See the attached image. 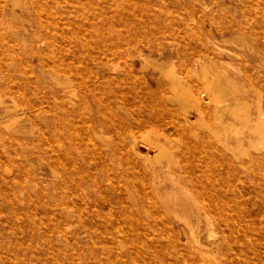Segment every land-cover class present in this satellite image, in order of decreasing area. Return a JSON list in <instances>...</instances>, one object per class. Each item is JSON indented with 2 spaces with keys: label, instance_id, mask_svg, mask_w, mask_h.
I'll use <instances>...</instances> for the list:
<instances>
[{
  "label": "rangeland",
  "instance_id": "1",
  "mask_svg": "<svg viewBox=\"0 0 264 264\" xmlns=\"http://www.w3.org/2000/svg\"><path fill=\"white\" fill-rule=\"evenodd\" d=\"M190 1L191 0H128L126 3V0H94L96 5L98 6V10L96 11V13L94 11L95 8L90 2L86 4L85 8L88 5L86 10L89 11V16L93 17L94 20L96 19L99 21L101 17L103 18V16H107V27L113 29L114 31H117V28L121 29V31L123 32L125 43H127L128 50L124 52L125 54L127 52V55H124L123 52H120L117 55H102V57L107 56L106 58H104L108 61L106 67H112V69L109 68L110 70H108L107 68V71L104 72L98 71V74L96 76L98 79L107 77L105 81L111 83L116 82L117 78L125 77V80H123L122 82H116L117 84L115 85V90H109L106 85H103L104 87H101L105 92H107L108 96L111 99V107L109 108V111L107 113V116L109 117H99L101 119L98 121V123H96L92 113L87 112L80 115L77 111V105L71 104L69 102L70 114L65 120V128L72 129V133L74 134L73 140H70L65 129H62L58 133V138H61L63 140L65 148L68 152L70 150L69 148H71L69 154L71 157L73 156V158H75L78 166L76 165L70 168L68 162L54 163L49 161L47 159L49 155L54 158H59L64 157L65 154H63V148H61L60 150H58L57 148L55 152L50 151V148H47L46 145L45 147L40 144L37 145V122L41 126H43L45 130H47V136L50 137L49 128L48 125H46L47 122L45 120H42L41 116L35 117L34 115L23 117L19 122L11 121L9 117L10 114L5 109L7 107H11L13 104H17L18 97L10 91L6 94V96L8 97H6L5 95L1 97L2 103H0V126L2 127H0V131L2 134H0V264H110L114 262V264H120V262L121 264H202L203 262H205L203 264H264V209L259 219H257L258 217L254 219L255 222H257V228L252 231L251 236L254 240H257L255 242H258V244L253 245V247L247 246L243 249H236V245L235 243H233V249L231 251H227V253L220 254L217 259L216 256H218V249L221 246V244L218 243L217 245L213 246V249H211L213 250V254H210L211 256L209 255L207 257L209 260L208 262L202 260L199 263H189L188 261H184L183 259H181L179 253H175L176 248L173 246L172 242L177 232H179L180 234L179 242H185V234L184 230H182L184 226L182 222L177 218L169 216L173 224L171 227H154V229L152 228L148 231L147 238L152 244V251L147 250L141 244L139 245V248H141L140 253L130 255L129 246L131 244H134V242L136 243V241H134L136 239V233L134 232L137 231H134L127 225H124L123 218L126 217V213L123 212H126V209L135 212L136 207H139L140 203V195H138L139 192L134 190L132 185L129 183L128 178H126V175H128L129 177L134 176V166H138L140 169L146 171L149 174L151 172L146 169L148 168L147 166H150L151 169H153L154 166L156 174L158 175V180H160L162 184V188L172 185V182L174 180L179 179V183L177 182V184L175 185L182 184L184 190L186 189L187 191L179 193V195L182 193L180 195L182 198L185 195H189L190 193H193L195 196H197V194L199 196H204L200 195L198 192L195 193V189L193 188H201V185H209L211 182L207 181L208 179L202 180L201 183L196 179L194 182L188 181V173L185 171L186 166H190L191 169L196 168L195 173L197 174L201 173V168L203 166L210 169V172L213 176H215L214 178L216 179V181L214 182L225 186L227 188L228 195L235 202L237 201L238 196V193L235 189L244 190L246 185L254 186L257 189V192H259V189L264 192V139H261L262 143H260L257 152L250 151V161L247 160L248 158H246V156H240L239 160L245 161L247 167L242 168V166H235L237 162L233 160L228 150L224 149L221 145V142L219 141H226L230 144L234 142L232 135L230 133H227L226 129L223 127L225 123L231 121L232 116L225 109H223V111H221L219 114L217 113V104L212 98V92L205 90V80L202 79L200 72V70L203 68L205 70L207 78L210 80H216L218 77L221 78L217 82L222 91L221 95L223 103L226 106L227 104H230V102L233 103L237 100L246 106V109L251 114V117H255L259 112L261 113V109H263L262 116L260 117L264 118V30H261V28L264 29V27H262L261 24L259 25L261 27H258V29H253L250 26L246 27L245 25L241 27L239 21L240 23L244 22V17L242 16L241 12L244 6L240 0H192L191 3ZM76 2L77 0H73L71 4L74 5V7H69L67 9L65 8L64 1L58 2L61 7L58 10V12H60L61 14L58 22H65L67 20L66 17H68V20L74 22L75 24L83 23V14L79 13V11L77 10ZM165 2H167L166 4H168L167 7L165 5ZM220 2L222 3L220 4ZM142 3L146 5H142ZM183 4L185 5V7ZM192 4L195 6H193ZM214 4H216L217 6ZM197 5L201 6L198 7ZM205 5H207L208 9L205 7ZM189 6L193 7L194 9L190 8ZM187 7H189V9ZM211 8H216V11L212 10ZM132 10L140 15L139 17H136L133 16V14H130L128 16V21L130 24L127 25L123 23L122 19L126 13H128L129 11L131 12ZM204 11L207 13H205ZM182 12L184 13L182 14ZM217 12H220L219 15L217 14ZM94 13L95 15H93ZM185 13H187L188 15H186ZM200 13L202 16L200 15ZM208 13L210 15L212 13V15L208 17ZM214 14L217 15L215 16ZM147 15L150 18H153V26L150 21L147 20ZM188 16H190L189 19L191 18L193 20L196 19V17L197 19L194 20L195 22L191 19V22H188ZM220 16L221 18H219ZM254 16L255 13L253 14V17ZM166 17L169 18L166 19ZM70 18H72V20ZM8 19L10 22L17 23L10 17H8ZM209 20L211 21L209 22ZM216 20H218V22ZM186 21L191 25L189 26ZM197 22L200 23L198 24ZM234 22L237 23V25ZM160 23H162L161 26H159ZM238 24L240 25L241 29L240 27L238 28ZM172 25L175 27H173ZM218 26L220 29L218 28ZM169 27L171 28L169 29ZM243 28L245 29L243 30ZM161 30H164V34ZM181 31L184 33H181ZM195 34L197 36H195ZM66 35L67 40L70 41L71 44H74L72 45V49H70L73 50L76 55L84 57V47H81L82 44L75 36V34L67 30ZM177 36L180 38V41ZM183 39H185L186 41H184ZM135 40L136 42L134 43ZM89 41H91V43ZM146 42L147 45H145ZM88 43L94 46L93 39L88 38ZM246 43L247 47L250 46L248 49L247 47H244ZM239 44L242 48L239 47ZM35 45L37 51H41V49L43 50L46 47L44 44L40 43H37ZM195 45L198 46L196 47ZM205 47H207L208 49H206ZM252 47L254 48V51ZM92 49L90 51L93 56L98 57L101 55L99 49ZM138 51L141 52L139 53ZM129 52L130 54H128ZM84 58L85 60H87V63H90V59H87L86 57ZM25 59L28 60L32 64V66H36V62L32 57L31 59ZM199 61L200 63H202H198ZM110 63L112 64V66ZM113 64H115L116 67ZM245 64L247 66H245ZM173 65L175 68L173 67ZM142 66L144 68H142ZM139 67L141 69H139ZM38 69L40 68L34 69L33 73L36 74ZM174 69L175 72L173 71ZM170 70L173 72L174 81L176 83H179L191 97L195 98L194 96H196V100L194 99V102L196 103H194V107L186 106V101L184 100V98L177 96V90H175V88L177 89L178 87L173 88L172 86L171 78L168 75V72ZM101 73L104 74L101 75ZM11 74L14 79L21 78L18 74H13L12 72ZM177 76L181 79H179ZM69 78L71 79V75H69ZM198 78H201L202 80ZM241 80H244L243 83H241ZM43 81H45V88H47L49 82L46 79H44ZM2 82L3 78L0 74V86L2 85ZM235 82L237 85L235 84ZM69 84L71 85V87L74 86L73 82ZM129 84L131 86H128ZM134 84H136L137 86H134ZM241 86L243 88H241ZM125 87L126 89H124ZM127 90L129 91L127 92ZM131 90L133 91L131 92ZM137 91H139V93ZM129 92L131 93L129 94ZM47 93H50V89H48ZM136 93L137 97L135 96ZM137 99H139V101ZM113 106L114 108H112ZM261 106H263V108ZM195 107L199 109V113L197 110H195ZM149 114H151L152 117L151 122L148 121L146 123H142L141 121H137L135 119L137 116H142L143 119L146 120ZM199 117H201V119L204 118L203 124L198 120ZM29 119L31 124H29ZM82 120L85 122L83 123ZM5 121L10 123H5ZM115 121L125 123L128 122L133 125V132L135 131L134 135L137 140L135 139V143L131 148L128 147V124H126L127 126L124 130L125 137L123 136V138L121 135L115 134ZM3 122L5 123V125L3 124ZM94 124L98 125L95 126ZM6 125H8L9 128H4L8 127ZM19 125L24 126V128H22V131H20L23 136L19 131H16V133H19L20 135L16 134V136L15 134H13L14 130L18 129ZM23 131L25 132V134L23 133ZM87 132H90L92 135H89ZM12 135L14 136L12 137ZM30 137L33 139H31ZM14 138L17 140V142ZM89 139L95 142H93L95 144V147L92 146L94 144H92V141H90ZM49 140L51 141V143H53L51 138H49ZM85 140L88 143L87 145L85 143ZM20 142L23 143L21 144V146H19ZM25 142L26 150L24 146ZM153 142L158 143L166 153V156L159 158L158 161L153 160V155L157 152V148L153 146ZM112 143H116L120 150H122V153L118 152L117 154V151L109 150L108 144ZM77 144L80 146L79 150L76 149L78 146ZM261 144L263 146H261ZM93 148L95 150H93ZM97 150L98 152H100L97 153ZM78 151L84 154V156H82L84 158V162H79L80 154ZM135 152L137 153L135 154ZM57 153L59 155H57ZM127 153L129 155L132 154L134 157L132 155L129 156ZM4 154L6 156H4ZM28 154L32 155L33 166L30 165V162L25 163L24 161V157ZM117 156H119V158ZM126 156L129 157L130 160L131 157H133L132 162L126 161ZM145 156L149 158V160ZM103 157H105V160L103 159ZM115 157H117L118 159ZM9 158L12 159L10 160ZM40 158L42 160H40ZM145 159L146 161H144ZM35 160L37 161V163ZM248 161L250 163H248ZM40 163H42V165ZM85 163H88V165ZM36 164L38 165V167ZM66 167H69L71 169V171L75 175V179L77 180V182L85 187V192L83 193V201L81 204L83 210L82 213L85 216L84 218H91V220L93 219L94 223H96L98 227H101L100 230H93L89 237L83 232V228L80 226V223L75 222L77 218L72 217L69 218L68 221H63L62 224L64 227L68 225L67 231L65 233L66 243L63 242L65 240L56 242L55 236L52 237L51 243H47L41 238L40 234L42 231L49 229L52 222L47 220V218L44 216V213L41 209V203H39V200L37 198V192L42 191L45 200L50 201V198H48V194L51 191L50 188L54 186H65V183H63L65 182L63 174L66 172ZM245 168H251V172H247ZM5 171H8V174ZM35 173L38 175H35ZM94 173L95 175L93 176L92 174ZM177 176H179V178ZM31 178L36 180L37 184L39 183L38 180L41 179L39 180L40 183L38 185H33V183L31 184ZM152 179L153 176L150 175V181H152ZM14 180H16L17 182ZM44 182L46 186L43 185ZM136 183L138 184L137 180ZM110 187L112 190L110 189ZM19 190H21V192ZM27 190L29 191V193ZM99 191H101L102 193ZM162 196L166 197V194L163 193ZM30 202H34L36 204L37 213H32L29 211L28 205L30 204ZM123 203L125 206L123 205ZM109 209H111L112 213ZM85 212L87 214H85ZM112 215L114 216V218H112ZM210 219L211 220H209L208 222L203 219L202 224L204 226L207 225V227L209 226L215 228L216 225L214 220L212 218ZM145 221L151 222V219L146 218ZM209 222H211L213 225H208ZM114 223L118 226H116ZM121 226L123 227V230L121 229ZM124 226L128 227V229ZM44 227L47 229H45ZM119 229L120 231H117ZM130 229L131 231H128ZM141 229L142 227L139 228V230ZM115 231L117 232V234H115ZM130 234H132V236L129 237L128 235ZM122 236H124L125 240L127 239V244H124V242L121 240ZM112 243H114V245ZM91 244L98 252H102L100 254L101 257L104 258L103 261H96L93 258L91 251L88 249V246H90ZM111 245L113 247L116 246V249ZM75 246L77 248H75ZM80 248H82L83 253H80ZM58 250L62 253L60 252L59 254ZM140 254H142L143 257ZM161 254H164V256H162ZM175 254L177 255V258H175ZM114 255L116 256L114 257ZM109 256L111 257V259ZM132 256L134 257L131 258ZM113 259L115 260L113 261Z\"/></svg>",
  "mask_w": 264,
  "mask_h": 264
},
{
  "label": "bare ground",
  "instance_id": "2",
  "mask_svg": "<svg viewBox=\"0 0 264 264\" xmlns=\"http://www.w3.org/2000/svg\"><path fill=\"white\" fill-rule=\"evenodd\" d=\"M59 1H64L66 9L69 8V7H74V5L71 4V2L73 0H0V45H2V46H0V74H1V77L3 78L2 85L0 86V103H2L1 97H3V95L6 96V94L9 93V91H10L11 93L15 94L18 97L17 104H13L11 107H7L5 109L7 112H9L10 116L9 115L8 116L10 117L11 121L19 122L23 117H27V116H31V115H34L35 117L36 116L37 117L41 116L42 117L41 119L45 120L47 122L46 125H48L50 137L47 136V132H46L47 130H45L43 128V126H41L37 122V129H38L36 131L37 132V134H36L37 135V145L40 144L43 147H45V145H46L47 148L48 147L50 148V151H55V152H56L57 148H58V150L63 148L64 149V153L63 154H65L64 157L54 158V157L49 155L47 157V159L49 161H51V162H54V163H57V162L67 163L68 162L69 167L71 168L72 166H76V165L78 166V163L75 161V158H73V156L71 157L70 154H69L71 148H69L70 150L68 152L67 149L65 148L63 140L61 138L60 139L58 138V133L62 129H65L67 131V135L70 138V140L71 139L73 140V135L74 134L72 133V129L65 128V126H66L65 120L67 119V116L70 114L69 113L70 103L74 104V105H77V111H78V113L80 115H82L83 113H87V112L92 113L93 117L95 118L96 123H98V121L101 119L99 117H104V118L109 117V116H107V113L109 111V108L111 107L110 106L111 99L108 96L107 92H105L103 90V88H101V87H104L103 85H106V87L109 90L110 89L115 90V88H116L115 85L119 81L122 82L123 80H125V77L117 78V81H116L117 83L116 82L111 83V82L105 81L107 77H102V78L98 79L96 76L98 74V71H103L104 72V71H107V68H108V67H106V64L108 63V61L104 59L107 56L106 57H102V55H105V54L106 55H117L120 52L124 53L128 49H127V43H125L123 32L121 31V29L117 28L116 29L117 31H114L113 29H110L109 27H107V19H106L107 16H103V18L101 17V19H99V21L96 20V19L94 20L93 17L89 16L90 13H89L88 10H86L88 5H87L86 8H85V6H86V4L88 2H90L93 5V7L95 8L94 11L96 13V11L98 10V6L94 2V0H77V2H76L77 3V6H76L77 10L79 11V13L83 14L82 15L83 16V20H82L83 23L82 24H75L74 22L69 21L68 17H66L67 20L65 22H58L59 18H60V15H61L60 12H58V10L61 8L60 5L58 4ZM127 1L128 0H126V3H127ZM240 1L243 3V6H244L242 8V11H241L242 12V16L244 17V22L240 23V21H239V24L241 25V27L243 25H245L246 27L250 26L253 29H258V27H261V26L264 27V0H254V1H252V0H240ZM191 2H192V0L190 1V3ZM166 3L167 2H165V5L167 7L168 4H166ZM221 3L222 2H220V4ZM204 4H205V2H204ZM142 5H144V3H142ZM214 5H216V4H214ZM191 6H189V7L193 8ZM193 6H195V5H193ZM200 6L201 5H199L198 7H200ZM184 7H185V5H184ZM189 7H187V8L189 9ZM205 7L207 8V5H205ZM132 9H133V7H132ZM215 9H212V10H215ZM95 13L93 15H95ZM152 13H154V12H152ZM183 13L184 12H182V14ZM205 13H207V12H205ZM219 13L217 12L218 15H219ZM254 13H255V16L253 17ZM130 14H133V16H136V17H139V15H140V14L138 15L137 13H135L133 10L131 12L129 11L128 13H126L123 16V19H122L123 23H125L127 25L130 24L129 21H128V16ZM185 14L188 15L187 13H185ZM217 14H214V15L216 16ZM233 14H234V11H233ZM233 14H231V15H233ZM200 15H201V13H200ZM211 15H212V13H211ZM211 15L209 14L208 17H210ZM72 16H74V15H72ZM190 16H188V20H187L188 22H191V20H192L191 18H190L191 20L189 19ZM8 17H10L12 20L16 21L17 23L10 22ZM169 17H166V19L169 18ZM192 18H194V17H192ZM219 18H221V16ZM70 19L72 20V18H70ZM196 19H197V17H196ZM196 19H193L192 21H194ZM147 20L150 21V23L153 26V18H150L148 16ZM211 20H209V22ZM216 21L218 22V20H216ZM188 22H187V24L190 26L191 24H189ZM179 23H181V22H179ZM161 24L162 23H160L159 26H161ZM235 24L237 25V23H235ZM239 24H238V28L240 27ZM260 24H261V26H259ZM149 26H150V24H149ZM117 27H119V26H117ZM173 27H175V26H173ZM241 27H240V29H241ZM170 28L171 27H169V29ZM218 28H219V26H218ZM161 29H163V28H161ZM244 29L245 28H243V30ZM67 30L72 32L73 34H75V36L81 42V44H82L81 47H84V49H83L84 53H85L84 57H86L87 59H90L91 60L90 63L89 62L87 63V60H85L84 57L76 55L74 53V51L71 50L72 49V45H74V44H71V42L67 40V35H66ZM261 30H264V29L261 28ZM161 31L163 32L164 30H161ZM219 31H221V30H219ZM181 33H184V32L181 31ZM163 34H164V32H163ZM196 34H195V36H197ZM261 37H262V35H261ZM88 38L93 39L94 46H92V45H90L88 43ZM181 39H182V37H181ZM198 39H199V37H198ZM183 40L186 41L185 39H183ZM179 41H180V38H179ZM89 42L91 43V41H89ZM135 42H136V40L134 41V43ZM37 43L44 44L46 46L45 49H43V50L41 49V51H39V50L37 51L36 47H35L36 46L35 44H37ZM240 44H239V47H240ZM145 45H147V42H146ZM198 45H195V46L197 47ZM245 45H244V47H247V43ZM81 47H79V48H81ZM249 47H247V49ZM92 48L99 49L101 55L98 56V57L93 56L91 51H90ZM205 48L208 49L207 47H205ZM240 48H242V47H240ZM140 50H141V48H140ZM92 51H93V49H92ZM253 51H254V48H253ZM94 52H95V50H94ZM128 54H130V52ZM124 55H127V52H126V54L124 53ZM31 57L36 62V66L35 67L32 66V64L28 60L25 59V58H30L31 59ZM145 61H146V59H145ZM221 62H222V60H221ZM198 63H200V61ZM113 65L116 67L115 64H113ZM111 66H112V64H111ZM245 66H247V65L245 64ZM140 67H139V69H141ZM173 67H174V65H173ZM36 68H40V69H38L37 73L34 74L33 70L36 69ZM109 68H108V70L112 69V67L110 69ZM142 68H144V67L142 66ZM195 68H196V66H195ZM249 68H252V67H249ZM173 71L175 72V69ZM11 72L13 74H18L21 78H17L16 77L18 80L14 79L13 76H11L12 75ZM197 72H198V70H197ZM200 72H201L202 79L205 80L204 81L205 90L212 92V95H213L212 98L215 101V103L217 104V108H216L217 109V113L219 114L221 111H223V109H225L232 116L231 121H228L227 123H225L223 125V127L226 129L227 133H230L232 135V137L234 139V142L232 144H230V143H227L226 141H221V140H219V141L221 142L222 147L224 149L228 150V152H229L230 156L233 158V160L237 162V164H235V166H242V168L243 167H247L246 164H245V161L239 160V158H240L241 155H244V156H246V158H248L247 160L250 161L251 160L250 151H252V152L256 151L257 152L260 143H262L261 139L262 138L264 139V118L260 117V116H262L263 109H261L262 110L261 113L259 112L255 117H251V114L246 109V106L243 103H240L237 100L234 101L233 103L230 102V104H227V106H226L223 103L222 95H221L222 91H221V89H220V87L218 85V82H217L221 78L218 77L216 80H213V79L210 80V79L207 78V76L205 74V70L203 68L200 70ZM102 74H104V73H101V75ZM69 75H71V79L69 78ZM168 75L171 78L173 88L178 87L177 89L175 88V90H177L176 91L177 96H180V97L184 98V100L186 101V106H188V107L193 106L194 107V105L196 104L194 102L196 100L195 99L196 96H194L195 98L191 97L188 94V92L179 83H176L174 81V75H173V72L171 70L168 72ZM214 76H215V74H214ZM187 78H189V77H187ZM235 78H237V77H235ZM44 79H46L49 82V85H47V88H45L46 85L44 83L45 81H43ZM179 79H181V78H179ZM198 79H201V78H198ZM241 81H242L241 83H243L244 80H241ZM71 82H73V84H74L73 87H71V85L69 84ZM260 83H262V82H260ZM235 84H236V82H235ZM135 85L136 84H134V86ZM128 86H131V85L129 84ZM236 88H237V86H236ZM241 88H243V87L241 86ZM48 89H50V93H47ZM124 89H126V87ZM134 90H136V89H134ZM128 91L129 90H127V92ZM132 91L133 90H131V92ZM131 92H129V94ZM137 92L139 93V91H137ZM120 93H121V91H120ZM110 94H112V93H110ZM114 95H115V93H114ZM123 95H125V94H123ZM77 96H78V98H77ZM135 96L137 97V93H136ZM202 96H203V94H202ZM6 97H8V96H6ZM126 97H128V96H126ZM120 98H121V96H120ZM133 98H134V96H133ZM11 99H12V96H11ZM137 100L139 101V99H137ZM147 100H148V98H147ZM13 101H14V98H13ZM126 104H127V102H126ZM100 106H101V108H100ZM261 107L263 108V106H261ZM112 108H114V106ZM186 109H188V108H186ZM195 110H197L198 113H199V109L198 108H196ZM121 112H122V110H121ZM29 113H32V114H29ZM4 117H6V116H4ZM135 119L137 121H141L142 123H146L148 121L151 122L152 117H151V114H149L147 116L146 120H144L142 116H140V117L137 116ZM203 119H201V117L198 118V120L202 124H203ZM7 120H8V118H7ZM6 121H5V123H10V122H6ZM84 122L85 121H83V123ZM5 123L3 122L4 125H5ZM14 124H16V123H14ZM29 124H31L30 123V119H29ZM115 124H116L115 125V134L116 135H121L122 137L123 136L125 137V133H124L125 131L124 130H125V127L127 126L126 124H128V127H127V130H128L127 133H128V137H129V146L128 147L131 148L134 145L135 139H136V137L134 135L135 131L133 132V125L128 123V122L125 123V122H120V121H115ZM94 125L96 126L98 124H94ZM6 126H8V125H6ZM0 127H2V126H0ZM4 128H9V126L8 127H4ZM22 128H24V126L19 125L18 129H15L14 130L15 133L13 132V134L16 135L17 134L16 131H19V132L22 131ZM33 129H34V127H33ZM84 129H86V128H84ZM11 132H9V133H11ZM23 133L25 134L24 131H23ZM0 134H2L1 131H0ZM20 134H22V133L20 132ZM88 134L90 135L91 133L89 132ZM88 134H87V136H88ZM13 136L14 135H12V137ZM22 136H23V134H22ZM194 137H195V135H194ZM49 138L52 139L53 143H51ZM31 139H33V138H31ZM74 139H76V138H74ZM15 141L17 142L16 139H15ZM90 141H92V140H90ZM126 141H128V140H126ZM93 142L94 141H92V144L95 143V142L94 143ZM85 143H86V145L88 144L86 142V140H85ZM263 143H264V141H263ZM21 144H23V143L20 142L19 146H21ZM25 144H26V142L24 143L25 150H26V145ZM27 145H28V143H27ZM92 146L95 147V144L92 145ZM153 146L155 148H157V152L155 151L156 153L153 155V160L158 161L159 158H161L163 156H166V153L159 146L158 143L153 142ZM261 146H263V145L261 144ZM79 147L80 146L78 145L76 149L79 150L80 149ZM38 148H40V147H38ZM108 148L111 151L112 150L117 151V154H118V152L122 153V150H120V148L118 147V145H116V143L108 144ZM27 149H28V146H27ZM29 150H30V148H29ZM93 150H95V149L93 148ZM98 150H97V153L100 152V151L98 152ZM78 152L81 155V156L79 155V157H80L79 162L83 161L84 158L82 156H84V154L82 152H80V151H78ZM58 153H57V155H59ZM91 153H92V151H91ZM136 153L137 152H135V154ZM130 155H132V154H130ZM4 156H6V155L4 154ZM244 156H242V157H244ZM255 156H257V155H255ZM117 157L119 158V156H117ZM117 157H115V158H117ZM133 157H131V160H130V158L126 156L125 160L128 161V162H132V158ZM19 158H21V157H19ZM9 159L11 160L12 158H9ZM103 159L105 160V157H103ZM147 159L149 160V158H147ZM256 159H259V158H256ZM40 160H42V159L40 158ZM125 160H124V162H125ZM24 161H25V163L26 162H28V163L30 162V165L33 166V162H32L33 158H32L31 154L26 155L24 157ZM134 161H135V159H134ZM144 161H146V159ZM249 161H248V163H250ZM170 162H173V161H170ZM36 163H37V161H36ZM105 163H106V161H105ZM40 164L42 165V163H40ZM85 164L88 165V163H85ZM126 165H127V162H126ZM150 165H151V163H150ZM83 166H84V164H83ZM37 167H38V165H37ZM52 167H53V165H52ZM69 167H66V172L63 174L64 181H65L63 183H65V186L64 187L54 186L52 188L49 187L51 189V191L48 194V198H50V201L49 200H45V198L43 197V192L42 191L37 192L38 194L36 193L37 194V198L39 200V203H41V209H42V211L44 213V216L47 218V220L52 222V223L50 222L51 226L49 227V229L44 227L47 230L42 231L41 234H40L41 238L47 243H51L52 242V237H54V236H55L56 242L57 241H61V240H65L63 242L66 243V234L65 233L67 231V226L68 225L66 227H64L62 224H63V221H68L69 218H72V217H76L77 218L75 222L80 223V226L83 228V232L89 237L91 235V232H93V230H100V227H101V226L98 227L97 224L94 223L93 219L91 220V218H88V219L84 218L85 216L82 213L83 210H82L81 204H82V201H83V193L85 192V187H83V185H81L80 183L77 182V180L75 179V175L73 174V172L71 171V169ZM128 167H130V166H128ZM134 167H135L134 176L133 177H129L128 175H126V178H128L129 183L132 185L134 190L139 192L138 195H140V203H139V207L138 206L136 207L135 212H132L129 209L128 210L126 209L125 210L126 212H123V213H126V217L123 218L124 225H127L129 228L133 229L134 231H137V232H134V233H136L135 234L136 239L134 240V241H136V243L135 242H134V244L130 243L131 245L129 246L130 255L139 254L140 253V249H141V248H139L140 247L139 245H141V244L147 250L152 251V249H151L152 248V244L150 243V241L147 238L148 231L150 229H152V228L154 229V227H157V228H159V227H162V228L163 227H166V228L171 227L173 224H172V221L170 220L169 216H172L173 218L174 217L177 218L179 221L182 222V224L184 226V228L182 230H184L185 242L184 243L179 242V240H180L179 232H177V234H176V236H175V238H174V240L172 242H173V246L176 248L175 253H179L180 254V258L183 259L184 261H188L189 263H192V262L193 263H199L202 260H205L206 262H208L209 260H208L207 257L210 254H213L212 253L213 250H211V249H213V246L217 245L218 243L221 244V246L218 249V256H216L217 259H218L220 254L227 253V251H231L233 249V246H232L233 243H235V245H236L235 248L236 249H243V248H245L247 246H252L253 247V245L258 244V242H255L257 240H254L252 238L251 233H252L253 230H255L257 228V222H255L254 219H256V217H258L257 219H259V217L263 213V209H264V192L262 190L259 189V192H257V189L254 186H250V185H246L244 190L235 189L237 191V193H238L237 201L235 202L228 195L227 188L225 186L214 182V181H216V179L214 178L215 176H213L212 173L210 172V169H208L207 167L203 166L201 168L202 170L200 169L201 173L197 174V173H195L196 168L195 169H191L190 166H186V170L185 171L188 173L187 174L188 175L187 176L188 177L187 178L188 181H190V182L193 181L194 182L195 179H196L197 181H200V183H201L202 180L208 179L207 181H211V182H210L209 185H204V186L201 185V188H197V187L193 188V189H195V193L198 192L200 195H204V196H199L198 194H197V196H195L193 193H190L189 195H185L182 198L180 196L182 193L180 195H179V193L186 191V189L184 190V187L182 186V184L175 185V184H177L179 179L178 180H174L172 182V185L162 188L161 187L162 184H161L160 180H158V175L156 174L154 166H153V169H151L150 166H147L148 168H146V169H148L151 172L150 174L147 173L146 171H143L138 166H134ZM254 167H256V166H254ZM18 169H20V168H18ZM52 169H54V168H52ZM245 169H246L247 172H249V173L251 172V168H245ZM262 169H263V167H262ZM106 170H107V168H106ZM108 170H109V167H108ZM50 171H52V170H50ZM5 172L8 174V171H5ZM75 174H77V173H75ZM35 175H38V174L35 173ZM92 175L94 176L95 173L92 174ZM150 175L153 176L152 181H150ZM32 177H33V175H32ZM177 177L179 178V176H177ZM185 178H186V176H185ZM13 179H14V176H13ZM105 179H107V178H105ZM238 179H239V177H238ZM39 180H41V179H39ZM39 180H38V182L40 183ZM136 180L138 181V184L136 183ZM14 181H16V180H14ZM52 181H50V182H52ZM30 183L31 184L33 183V185L37 184L36 180H34L33 178L30 179ZM57 183H58V181H57ZM110 183H112V182H110ZM113 184H115V183H113ZM43 185L46 186L45 182H44ZM87 185H89V184H87ZM230 186H232V185H230ZM36 188H34V189H36ZM110 189H111V187H110ZM29 190H31V189H29ZM125 190H127V189H125ZM19 191L21 192V190H19ZM99 192H101V191H99ZM28 193H29V191H28ZM111 193H113V192H111ZM163 193L166 194V197L162 196ZM130 198H133V197H130ZM129 201H130V199H129ZM90 204H92V203H90ZM116 205H118V204H116ZM123 205H124V203H123ZM92 208H93V206H92ZM28 209L32 213H37V206H36V204L34 202H32V203L30 202V204L28 205ZM109 210L112 213L111 209H109ZM86 212H85V214H87ZM86 216H88V215H86ZM112 218H114L113 215H112ZM146 218H148V219L150 218L151 222H146L145 221ZM210 218H212L214 220L215 225H216L215 228H212V227H209V226L207 227V225L204 226L202 224L203 219H205L208 222L209 220H211ZM111 224H112V222H111ZM210 224L213 225L211 222H209L208 225H210ZM258 224H259V222H258ZM99 225H101V224H99ZM116 226H118V225H116ZM128 227H125V228L128 229ZM141 227H142V229L139 230V228H141ZM122 228L123 227L121 226V229ZM131 229L128 230V231H131ZM143 230H145V231H143ZM36 231H38V230H36ZM117 231H120V229L117 230ZM73 233H76V232H73ZM115 234H117V232ZM166 234H167V232H166ZM82 235H84V234H82ZM124 236H122L121 240L124 242V244H127V242H126L127 239L125 240ZM128 236L130 237V236H132V234H130ZM79 237H81V236H79ZM90 240H91V238H90ZM128 242H130V241H128ZM112 244L114 245V243H112ZM153 244H155V243H153ZM119 245H121V244H119ZM76 246H78V245H76ZM76 246H75V248H77ZM115 247L116 246H114L113 248H115ZM88 249L91 251V254H92L93 258L96 261H103L104 258H102L101 254H100L102 252H98L92 244L90 246H88ZM60 252L61 251H59V254H60ZM80 253H83L82 248H80ZM142 254H140V255L142 256ZM116 255H114V257ZM161 255L164 256V254H161ZM213 256H215V255H213ZM133 257L134 256H132L131 258H133ZM175 258H177L176 254H175ZM110 259H111V257H110ZM114 260L115 259H113V261ZM134 262H136V261H134ZM114 263H110V264H114ZM203 263H205V262H203ZM120 264H121V262H120Z\"/></svg>",
  "mask_w": 264,
  "mask_h": 264
}]
</instances>
